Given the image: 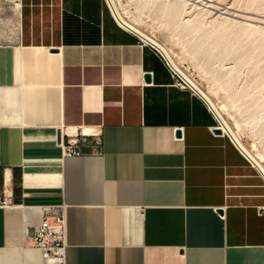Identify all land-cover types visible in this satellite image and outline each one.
Here are the masks:
<instances>
[{"label": "crops", "instance_id": "1", "mask_svg": "<svg viewBox=\"0 0 264 264\" xmlns=\"http://www.w3.org/2000/svg\"><path fill=\"white\" fill-rule=\"evenodd\" d=\"M0 38V196L6 169L10 206L35 212L18 259L55 206L65 264H264L260 168L106 0H0Z\"/></svg>", "mask_w": 264, "mask_h": 264}, {"label": "rangeland", "instance_id": "2", "mask_svg": "<svg viewBox=\"0 0 264 264\" xmlns=\"http://www.w3.org/2000/svg\"><path fill=\"white\" fill-rule=\"evenodd\" d=\"M185 1L186 5L179 6L175 14L156 0L107 3L113 14L132 25L140 37H151L178 73L184 72L197 84L264 168V38L252 35L249 39L240 30L246 24L264 30V24L221 13L236 11L264 20V0ZM201 1L218 11L201 5ZM224 17L239 23L233 30L223 31L218 24ZM201 35L206 37L204 43H200Z\"/></svg>", "mask_w": 264, "mask_h": 264}, {"label": "bare ground", "instance_id": "3", "mask_svg": "<svg viewBox=\"0 0 264 264\" xmlns=\"http://www.w3.org/2000/svg\"><path fill=\"white\" fill-rule=\"evenodd\" d=\"M109 1L110 0H108V2ZM147 1L151 2V1H155V0H145V2H147ZM156 1H160L159 3L162 5V7L166 11H170L173 14H175V11L177 12V9H178L179 6H181V5L185 6L186 5V1L185 0H173V1H171V0H156ZM191 1H193V0H191ZM197 1H199V0H195V2H197ZM200 4L201 5H205V7H207L208 9L217 10V8L215 6H213V5H211L210 3L207 4V2L204 3V2L201 1ZM205 10H206V8H205ZM206 13H209V12H206ZM221 13H223L224 15L226 14L228 16L235 17V18L243 19L245 21H248L249 23L250 22H254V23H262V24H264V20L263 19L256 18L255 16L252 17V16H249V15H245V14H242V12L241 13H238L236 11L228 12L227 10H225V11H221ZM114 16L116 17V19L119 21L120 24H122L123 26H125V27H127L129 29H133L132 25H130L127 21L122 20L118 15H114ZM225 17L222 18V20H221V22H219L218 26L221 27V28L223 27L222 28L223 31L233 30L234 27L236 26V24L239 23V22L237 20H235V19H228V18H225ZM224 23H226L227 25L225 26ZM246 25H247L246 27H244L243 29L242 28L240 29L242 31V35H244L245 37H250L252 35H260V36H262L264 38V30L260 26L257 25V26H254L253 28H251L250 24H246ZM203 29H205V28H203ZM212 29H216V27H213ZM199 30H200L199 27L195 28V31L197 33H198ZM134 31L137 32V30H134ZM143 38L146 39L149 42H152L149 39L151 37L148 38V37H144L143 36ZM205 39H206L205 35H201L200 36V43H204ZM214 39H217V38H214ZM249 39H251V37ZM240 41H241V39H240ZM234 48H236V47H234ZM161 51H162V49H161ZM180 75L182 76V78L188 80L208 100V102L210 103L212 109L214 110V113H215L217 119L219 120V122L221 124V129L224 132H226L229 135V137H231V139L240 147V149L245 153V155L253 163H255L260 168V170L264 173V168L262 167L260 162L254 157V155L251 153V151L248 148H246L244 146V144L241 143V141L236 136L235 132L232 130L230 125L227 123V121L223 117L222 113L220 112V109L210 100V98H208L205 94H203L201 92V90L198 88L197 84L187 74H185L183 72V73H180ZM0 210H1L0 211L1 212L0 220L12 218L14 216V214H17V215H19V219L21 221V239H19V243L18 244L14 243V245H12L13 243L6 242L5 239L0 243V245L4 246L2 249H0V264H51L49 261H47V260H45L43 258L42 254H39L37 251H34V250L26 251L25 253L22 254V256L19 259L16 257L17 253H18V250L21 247H24L21 244V241L24 239L23 237L25 236L24 233L26 231L27 223L29 225L31 220H34V217H33L34 215L31 214V211H32L33 214L35 213V212H33L34 211L33 208H31V207H22V206L21 207H18V206L17 207L16 206H10L9 207L8 206V207H0ZM37 211H39V210H37ZM37 211H36V213H37ZM31 215H32L33 218L31 217ZM35 216H36V214H35ZM30 217L32 219H30ZM39 218H41V217L39 216ZM29 219H30V222H29ZM36 219H37V217H36ZM32 224L34 225V222L31 223L29 226H31ZM35 224H37V223H35Z\"/></svg>", "mask_w": 264, "mask_h": 264}, {"label": "built area", "instance_id": "4", "mask_svg": "<svg viewBox=\"0 0 264 264\" xmlns=\"http://www.w3.org/2000/svg\"><path fill=\"white\" fill-rule=\"evenodd\" d=\"M107 2V0H106ZM108 4V3H107ZM109 7V6H108ZM111 10V9H110ZM114 20L116 23L138 36V40L141 45H147L154 49V51L161 57L164 61L165 65L169 69L171 76L173 78V85L180 90L190 91L194 95L201 96L204 100L210 111L216 118V126L212 127V132L215 133L216 129L221 131L220 135L227 136L230 141L234 144V146L245 155V153L240 149V147L229 137V135L221 129V124L217 119L214 110L212 109L208 100L186 79L182 78L180 74L177 72V69L172 65L167 56L161 51V49L138 35L132 29H129L122 24L114 16L111 11ZM193 78V77H192ZM78 135H69L67 137L66 143L62 145L63 154L67 156H75L78 155ZM246 156V155H245ZM249 159V158H248ZM250 160V159H249ZM251 161V160H250ZM252 162V161H251ZM261 171V170H260ZM262 172V171H261ZM264 175V173L262 172ZM11 196L9 190V178L8 172L4 170V183L2 194L0 196V207H8L10 203L8 202V198ZM30 248L38 249L43 258L49 261L51 264H65V220L64 214L60 207L55 206H45L42 208V217L37 225L33 227L32 235H31V243L29 245Z\"/></svg>", "mask_w": 264, "mask_h": 264}, {"label": "water", "instance_id": "5", "mask_svg": "<svg viewBox=\"0 0 264 264\" xmlns=\"http://www.w3.org/2000/svg\"><path fill=\"white\" fill-rule=\"evenodd\" d=\"M145 79H146V81H149V80H150V76H149V74H146V75H145ZM215 133H216V134H220L221 131H220L219 129H216V130H215ZM175 134H176V136H180V130H179V129L176 130Z\"/></svg>", "mask_w": 264, "mask_h": 264}]
</instances>
